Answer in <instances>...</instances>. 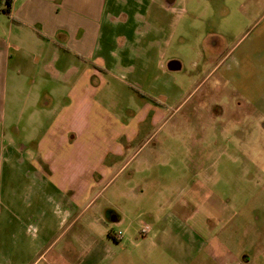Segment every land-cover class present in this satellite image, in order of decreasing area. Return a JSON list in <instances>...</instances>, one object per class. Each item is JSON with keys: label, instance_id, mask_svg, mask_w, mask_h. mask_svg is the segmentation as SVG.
Here are the masks:
<instances>
[{"label": "crops", "instance_id": "obj_1", "mask_svg": "<svg viewBox=\"0 0 264 264\" xmlns=\"http://www.w3.org/2000/svg\"><path fill=\"white\" fill-rule=\"evenodd\" d=\"M8 1V13L0 4V140L9 137L0 143V264H100L120 238L113 235L109 244L94 231L106 224L89 211L97 196L91 194L112 174L115 160L104 154L123 149L107 144L100 151L89 129L108 115L103 106L127 95L139 106L128 110L127 129L129 120L157 124L190 101L221 64L209 71L210 57L191 50L203 63L194 74L169 57L178 22L170 32L163 14L176 0ZM189 84L194 89L184 98ZM117 121L111 125H120L119 137L124 126ZM36 127L37 142L15 144L14 136ZM119 221L118 215L111 220ZM85 238L92 241L83 250Z\"/></svg>", "mask_w": 264, "mask_h": 264}, {"label": "rangeland", "instance_id": "obj_2", "mask_svg": "<svg viewBox=\"0 0 264 264\" xmlns=\"http://www.w3.org/2000/svg\"><path fill=\"white\" fill-rule=\"evenodd\" d=\"M201 1L176 0L163 14L170 32L178 22L169 57L196 74L203 63L191 50L202 51L209 71L219 63L220 70L157 124L129 120L127 129L128 110L139 109L127 95L103 106L108 115L88 131L100 151L107 144L123 149L104 154L115 160L112 174L91 194L97 196L89 211L106 224L94 231L109 244L120 238L100 264H264V5ZM186 3L189 15L181 11ZM193 89L185 86L184 98ZM117 120L124 126L119 137L120 125H111ZM35 130L12 139L37 142L42 131ZM117 215L120 221L111 222ZM91 241L82 240L83 250Z\"/></svg>", "mask_w": 264, "mask_h": 264}, {"label": "trees", "instance_id": "obj_3", "mask_svg": "<svg viewBox=\"0 0 264 264\" xmlns=\"http://www.w3.org/2000/svg\"><path fill=\"white\" fill-rule=\"evenodd\" d=\"M4 3V5H5V8L2 10L3 12H5V13H8L9 12V10H8V8H9V5H10V3H9V1L8 0H0V4L1 3Z\"/></svg>", "mask_w": 264, "mask_h": 264}, {"label": "built area", "instance_id": "obj_4", "mask_svg": "<svg viewBox=\"0 0 264 264\" xmlns=\"http://www.w3.org/2000/svg\"><path fill=\"white\" fill-rule=\"evenodd\" d=\"M147 232V230H145V232L143 231V233H146Z\"/></svg>", "mask_w": 264, "mask_h": 264}]
</instances>
